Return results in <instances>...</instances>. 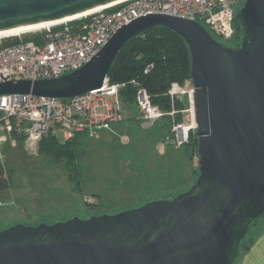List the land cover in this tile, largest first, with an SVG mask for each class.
<instances>
[{
	"label": "water",
	"instance_id": "95a60500",
	"mask_svg": "<svg viewBox=\"0 0 264 264\" xmlns=\"http://www.w3.org/2000/svg\"><path fill=\"white\" fill-rule=\"evenodd\" d=\"M116 0H0V31ZM226 42L190 18L147 13L121 25L90 60L55 77L0 82V95L73 97L99 88L123 45L155 26L191 61L198 175L186 189L111 213L16 221L0 230V264H234L264 217V0L236 8Z\"/></svg>",
	"mask_w": 264,
	"mask_h": 264
},
{
	"label": "rangeland",
	"instance_id": "374dc122",
	"mask_svg": "<svg viewBox=\"0 0 264 264\" xmlns=\"http://www.w3.org/2000/svg\"><path fill=\"white\" fill-rule=\"evenodd\" d=\"M184 85L191 89V79ZM180 100L181 119L173 114L168 130L160 120H143L135 103L123 105V119L112 130L80 137L75 153L58 162L2 134L0 162L10 171V186L0 196V230L16 221L116 212L188 188L198 175L197 151L189 144L196 129L184 144L172 143L174 122L192 123L189 96ZM262 229L264 218L252 234Z\"/></svg>",
	"mask_w": 264,
	"mask_h": 264
},
{
	"label": "built area",
	"instance_id": "2783aa9c",
	"mask_svg": "<svg viewBox=\"0 0 264 264\" xmlns=\"http://www.w3.org/2000/svg\"><path fill=\"white\" fill-rule=\"evenodd\" d=\"M243 0H116L80 17L63 21L33 32L15 35L18 42L0 48V82L10 79L55 77L86 63L113 35L137 16L163 13L198 21L212 36L231 42L235 37L236 8ZM27 34L35 39H26ZM124 82L113 83L107 77L96 89L73 97H52L31 93L0 95V158L1 143L13 135L34 153L46 135L70 139L74 134L93 136L101 130H112L113 123L123 119L120 89ZM171 99L189 96L193 122L192 88L172 82ZM134 103L145 121H158L163 111L152 103L147 90H136ZM189 125L174 122L172 143L187 141ZM185 128V131L183 129ZM4 134V135H2Z\"/></svg>",
	"mask_w": 264,
	"mask_h": 264
},
{
	"label": "trees",
	"instance_id": "16d2710c",
	"mask_svg": "<svg viewBox=\"0 0 264 264\" xmlns=\"http://www.w3.org/2000/svg\"><path fill=\"white\" fill-rule=\"evenodd\" d=\"M234 26L236 32L231 43L240 38V28L236 21ZM25 38L35 39V35L27 34ZM16 42H18V37L15 35L1 37L0 48ZM108 78L113 83H125L124 87L120 89V98L124 106L134 104L136 90L143 87L150 95L152 103L157 104L163 111H170L174 108L173 114L177 120H180V110L184 107L183 102L180 97L175 96L172 99L173 103H171L168 90L172 82L184 85L187 80L191 79L188 46L176 32L162 26L152 27L123 45L110 68ZM172 115L164 114L159 119L163 122V130L169 129L168 120L171 119ZM82 136H84L82 133H77L67 140L59 139L51 134L43 136L37 152L47 155L54 162H58L60 158L70 157L75 153L78 140ZM22 138V136L17 137L20 141ZM189 144H193L197 151L196 130L191 136ZM9 186L10 171L0 162V196ZM263 218L260 219V223ZM260 223L252 228L242 240L239 257L261 232L260 230L252 234L259 228ZM247 239L250 240L247 242Z\"/></svg>",
	"mask_w": 264,
	"mask_h": 264
},
{
	"label": "bare ground",
	"instance_id": "6f19581e",
	"mask_svg": "<svg viewBox=\"0 0 264 264\" xmlns=\"http://www.w3.org/2000/svg\"><path fill=\"white\" fill-rule=\"evenodd\" d=\"M107 4L104 5H100L97 6L95 8L89 9L87 11L81 12V13H77L71 16H66L60 19H55V20H50V21H45V22H39V23H35V24H30V25H25V26H20V27H15V28H10V29H6V30H1L0 31V38L1 37H6V36H11V35H19L22 33H28V32H33L34 30L40 29V28H45L51 25H55L58 23H61L63 21H67V20H71L77 17H80L86 13H89L93 10L102 8L104 6H106ZM191 126H194V121L191 123ZM183 131H185V128L183 129Z\"/></svg>",
	"mask_w": 264,
	"mask_h": 264
},
{
	"label": "crops",
	"instance_id": "0c3cea01",
	"mask_svg": "<svg viewBox=\"0 0 264 264\" xmlns=\"http://www.w3.org/2000/svg\"><path fill=\"white\" fill-rule=\"evenodd\" d=\"M235 264H264V229L254 238Z\"/></svg>",
	"mask_w": 264,
	"mask_h": 264
}]
</instances>
